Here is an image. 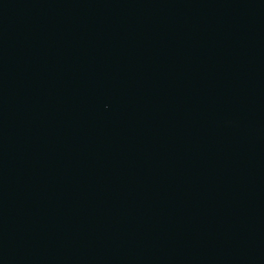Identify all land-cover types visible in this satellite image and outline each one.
I'll return each mask as SVG.
<instances>
[{"label": "water", "instance_id": "1", "mask_svg": "<svg viewBox=\"0 0 264 264\" xmlns=\"http://www.w3.org/2000/svg\"><path fill=\"white\" fill-rule=\"evenodd\" d=\"M0 264H264V0H0Z\"/></svg>", "mask_w": 264, "mask_h": 264}]
</instances>
